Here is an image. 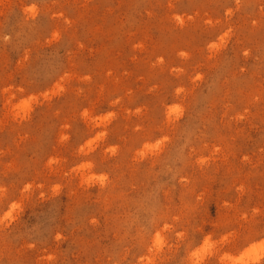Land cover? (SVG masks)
<instances>
[{
	"label": "rangeland",
	"instance_id": "1",
	"mask_svg": "<svg viewBox=\"0 0 264 264\" xmlns=\"http://www.w3.org/2000/svg\"><path fill=\"white\" fill-rule=\"evenodd\" d=\"M0 264H264V0H0Z\"/></svg>",
	"mask_w": 264,
	"mask_h": 264
}]
</instances>
